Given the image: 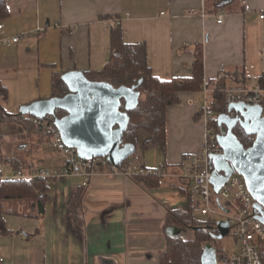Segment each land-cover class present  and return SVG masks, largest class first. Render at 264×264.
<instances>
[{"label": "crops", "instance_id": "obj_1", "mask_svg": "<svg viewBox=\"0 0 264 264\" xmlns=\"http://www.w3.org/2000/svg\"><path fill=\"white\" fill-rule=\"evenodd\" d=\"M6 1L10 15L0 25V40H20L0 44V81L20 109L53 98L56 73L102 71L110 61L116 25H121L124 43L145 45L148 65L161 81L192 77L198 46L204 86L212 91L220 78L227 77V88H242L264 74V0H237L221 8L213 0ZM220 10L225 12L222 24L217 23ZM94 74L90 80L102 81ZM179 96L180 103L166 110V151L147 145L152 137L140 129L130 160L134 168L166 164L160 182L105 172L95 173L86 188L80 175L51 180L42 215L26 201L7 204L13 208L4 216L11 234H0V257L8 264H160L168 227L185 228L167 225L168 210L187 212L198 202L176 168L186 155L200 152L203 89ZM36 138L29 139L15 121L0 124L4 158L18 152L19 141L28 140L32 148ZM33 154L47 168L66 166V158L47 142ZM80 189L82 197L74 199ZM186 229L183 238L191 232Z\"/></svg>", "mask_w": 264, "mask_h": 264}, {"label": "trees", "instance_id": "obj_2", "mask_svg": "<svg viewBox=\"0 0 264 264\" xmlns=\"http://www.w3.org/2000/svg\"><path fill=\"white\" fill-rule=\"evenodd\" d=\"M214 6L221 8L237 0H213ZM9 9L6 0H0V25L9 18ZM121 25H116L113 29L112 51L110 61L105 68L98 73H86L89 77L99 76L102 81H107L115 87L135 88L136 91L144 94L146 99L140 101L139 106L134 111L129 112L131 121L124 134L125 144L136 145V134L140 129L146 130L151 135V140L147 145L159 147L163 152L167 148L166 136V110L168 107L179 104L181 92H199L204 86V62L203 50L198 46L196 61L193 66L192 77L173 78L170 81H161L156 78L152 69L148 65L147 50L145 45H128L124 43ZM237 73V72H236ZM244 74V73H243ZM238 75V74H236ZM62 73H56L53 79V97H64L69 93L68 87L62 80ZM227 77L216 81L213 94L212 106L216 114L214 124L218 127V117L225 114V91L227 89ZM258 83L264 86V74L258 79ZM208 86V85H207ZM10 95L8 88L0 81V124H11L14 121L29 135V139L39 138L36 145L29 144L28 140L19 141L17 153L11 158H4L3 149L0 147V163H9L16 170H29L37 165H42L41 161L35 160V155L49 143L52 136L45 128H35L31 122V116L13 115L6 110L9 104ZM66 115L64 111H57V116L62 118ZM201 116V114H200ZM49 123L54 122L52 117L46 118ZM234 134L241 143L250 147L253 138L247 136L243 129L238 126ZM36 138V139H37ZM34 155V157H33ZM131 158L124 161L121 166L129 163ZM137 178V177H135ZM161 177L157 175L139 176L138 180L152 183L154 180L160 182ZM49 181L46 180H16L0 182V234L8 235L11 231L7 228L4 216L13 208L7 207L18 201H26L38 210L39 215L43 214L44 206L49 197ZM159 184V183H157ZM84 190L74 191L73 197H82ZM183 225L193 231L195 239L188 240L183 237L167 236L168 248L161 256L160 264H201V257L205 244L212 242L217 245L218 241L212 237L215 233L216 223L198 221L194 217V207L190 211L168 210V226ZM199 228V229H194ZM217 233V232H216ZM222 249H219L220 253ZM264 262V252L262 253Z\"/></svg>", "mask_w": 264, "mask_h": 264}, {"label": "water", "instance_id": "obj_3", "mask_svg": "<svg viewBox=\"0 0 264 264\" xmlns=\"http://www.w3.org/2000/svg\"><path fill=\"white\" fill-rule=\"evenodd\" d=\"M69 93L35 101L21 107L19 114L41 119L52 117L63 142L77 150L83 160L107 157L113 165H121L136 152V145L125 144L124 134L131 117L140 104L141 93L135 88L115 87L107 81L90 80L83 72L73 71L62 76ZM64 111L62 118L57 111ZM221 135L219 143L224 153L211 159V183L218 192L234 173L246 181L256 201L257 218L264 224V116L260 107L231 104L229 113L218 117ZM240 126L253 143L246 148L234 130ZM199 229V228H194ZM186 228L171 226L166 233L181 237ZM229 221H218L212 237L219 241L229 235ZM217 232V233H216ZM218 250L208 243L204 246L201 264H218Z\"/></svg>", "mask_w": 264, "mask_h": 264}, {"label": "built area", "instance_id": "obj_4", "mask_svg": "<svg viewBox=\"0 0 264 264\" xmlns=\"http://www.w3.org/2000/svg\"><path fill=\"white\" fill-rule=\"evenodd\" d=\"M203 17L206 15L202 14ZM225 12L220 10L217 23L222 24ZM264 20V13L260 15ZM119 22V21H118ZM119 24V23H118ZM20 38H4L0 44L11 46L19 42ZM213 91L205 85L203 88V100L200 108L201 118L205 123V134L201 141L200 152L186 155L179 167L180 176L189 183V191L198 198L194 212L199 213L206 220L217 223L229 221L231 230L237 242V249L229 252L222 249L217 255L218 264H264L262 253L264 252V224L258 220L254 206L256 201L250 194L246 181L234 173L228 181L216 192L211 183L213 165L211 159L224 153L219 143L220 128L214 124L216 114L212 106ZM249 105L260 107L264 116V86L254 81L250 86L242 88H227L225 91V114L229 113L231 104ZM34 127L45 128L51 133L48 143L50 150L61 153L66 158L64 168H47L37 165L29 170H16L9 163H0V182L16 180H57L73 175L83 177V187H88L92 176L97 172L121 174L128 177L142 175H166L167 166L134 168L132 163L125 166L113 165L107 157H97L91 160H83L78 156L77 150L69 148L62 140L61 134L55 123H49L47 119L30 117ZM0 264L6 263L0 257Z\"/></svg>", "mask_w": 264, "mask_h": 264}, {"label": "rangeland", "instance_id": "obj_5", "mask_svg": "<svg viewBox=\"0 0 264 264\" xmlns=\"http://www.w3.org/2000/svg\"><path fill=\"white\" fill-rule=\"evenodd\" d=\"M42 73H43L42 74L43 81L45 82V73H46V70L45 69H42ZM42 92L44 94H46L48 92V89H46V84L45 83L42 85ZM10 99H12V100L9 101V104L6 106V110H8V111L9 110H12L13 112H19L20 111V108L19 107L17 108L15 106V105H17V98L11 96ZM141 99H142V101H144L146 98L143 95ZM45 150H46V147H44L42 151H45ZM41 153H43V152H41ZM44 153L46 154V152H44ZM134 157H135V155L133 156V158ZM131 161L133 162V159ZM134 161H136V160L134 159ZM194 216H195V218L198 221H205V218H203L197 212H195V215ZM187 236L188 237L186 239H191V240L195 239V235H194L193 231L189 232L187 234ZM208 243L212 244L211 241L208 242ZM214 246L217 248L218 251H219V249H223V250L229 251V252L235 251L238 248L237 247L238 245H237V242H236V239H235V236H234V231L231 230L228 236H226L222 240H219L218 243H217V245H214Z\"/></svg>", "mask_w": 264, "mask_h": 264}]
</instances>
